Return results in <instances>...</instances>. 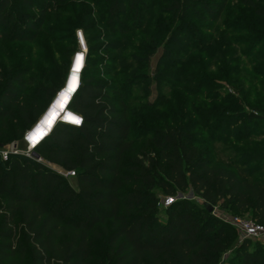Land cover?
I'll list each match as a JSON object with an SVG mask.
<instances>
[{
  "label": "trees",
  "instance_id": "16d2710c",
  "mask_svg": "<svg viewBox=\"0 0 264 264\" xmlns=\"http://www.w3.org/2000/svg\"><path fill=\"white\" fill-rule=\"evenodd\" d=\"M74 1L0 0V43H33L43 31L69 34L61 7ZM229 1L167 0L165 12L179 15L180 23L188 18L217 23ZM261 1L240 0L264 18ZM131 9L142 18L152 14L138 0H114L99 17L100 32L85 36L87 58L102 50L124 51L128 30L122 20ZM196 43L185 24L171 28L153 73L159 91L165 79L177 80L165 69L182 65ZM87 58L69 104L82 124L59 123L46 140L54 149L45 159L75 172L76 188L42 163L12 154L0 158V264H264L263 242L236 241L235 228L206 207L220 205L264 225V155L233 151L223 157L218 149L206 154L182 128L149 132L155 156L137 154L132 118L142 114L96 82L95 62ZM120 64L128 66L124 58ZM70 68L56 61L37 85L24 70L0 69V139L19 140L32 129ZM187 82L196 96L203 84L193 90L195 81L182 83ZM238 125V118L227 117L219 130L224 138L241 139ZM156 186L170 198L191 189L204 207L177 200L163 219Z\"/></svg>",
  "mask_w": 264,
  "mask_h": 264
},
{
  "label": "rangeland",
  "instance_id": "374dc122",
  "mask_svg": "<svg viewBox=\"0 0 264 264\" xmlns=\"http://www.w3.org/2000/svg\"><path fill=\"white\" fill-rule=\"evenodd\" d=\"M138 1L140 7L152 14L142 18L131 9L122 20L124 28L128 30L127 35L122 37L125 42L123 52L102 50L86 57L88 48L85 36L100 32L99 17L114 0H77L61 7L62 22L69 28V34L49 35L43 31L33 43L1 42L0 69L24 70L29 73L27 79L37 85L56 61L66 62L69 68L76 55L84 54L87 61L95 62L93 72L96 82L110 86L115 96L124 99L133 110L142 114L132 118L133 148L137 154L145 152L155 156L154 147L147 139V136H151L149 132L182 128L193 138L199 150L206 154L218 149L223 157L233 151H254L264 155V18L258 17L252 9L243 7L240 0H230L225 14L217 23L193 18L180 23L179 15L171 16L165 12L167 0ZM258 4L264 7V1ZM89 11L95 15L86 17ZM177 24H185L193 32L197 43L189 59L182 65L165 69L173 73L177 80L165 79L163 89L159 91L153 73L162 57L164 42L171 28ZM89 25L92 28L86 31L85 26ZM225 33L228 40L224 39ZM154 47L157 48L156 52L153 51ZM63 51L68 52V58H61ZM121 58L126 60L127 67L121 66ZM68 76L67 71L58 93L64 89ZM186 79L195 81L193 90L203 84L196 96L190 95L191 84L182 83ZM56 105L65 106L63 95ZM253 114L263 119L258 120ZM227 117L239 119L238 126L243 128L239 135L241 139L223 137L219 126L221 120ZM30 130L19 140L0 139V158L6 160L5 153L8 156H22L42 163L57 173L64 172L62 167L50 164L45 159V155L54 149L47 141L37 150H27L26 135ZM66 180L76 188V179ZM155 192L159 197L163 219L167 208L177 200L185 199L204 207L203 201L191 189L178 192L174 198L165 195L158 186ZM213 208L211 214L227 223L234 217L248 218V215L236 214L220 205ZM235 230L236 241H241L240 231ZM251 242L253 246L255 241Z\"/></svg>",
  "mask_w": 264,
  "mask_h": 264
},
{
  "label": "bare ground",
  "instance_id": "6f19581e",
  "mask_svg": "<svg viewBox=\"0 0 264 264\" xmlns=\"http://www.w3.org/2000/svg\"><path fill=\"white\" fill-rule=\"evenodd\" d=\"M79 57H82V60L80 61V68L79 71L76 72V64L74 66L75 70L74 73H72V76L70 77L67 86L65 87V94H62L64 97L65 101V106L61 105H56L55 109H53L47 119L44 121L43 125L34 131L29 136L28 143L31 147H39L43 142H45L48 137L52 134L54 129L59 123H63L65 125L73 126V127H78V124L74 122V119L78 118L79 120L81 119L78 115L76 114H71L67 113L69 111V104L71 102V99L73 96L77 93L80 85V74L83 71L84 64H85V58L84 56L80 55ZM77 62V59H76ZM76 74L78 77V81L76 82L75 85H73L72 77L73 75ZM70 112V111H69ZM81 121V120H80ZM80 124V123H79ZM34 137V139H33Z\"/></svg>",
  "mask_w": 264,
  "mask_h": 264
},
{
  "label": "built area",
  "instance_id": "2783aa9c",
  "mask_svg": "<svg viewBox=\"0 0 264 264\" xmlns=\"http://www.w3.org/2000/svg\"><path fill=\"white\" fill-rule=\"evenodd\" d=\"M80 37H81V35H80ZM84 50H85V48H84ZM79 56L80 55H76V57H79ZM82 56H84V58L86 59L84 54H82ZM74 70H75L74 67L70 68V71L72 73H74ZM80 82H81V74H80ZM80 120L82 121V119H80ZM28 139L29 138H26V141H28ZM35 149H36L35 147H31L27 143V150L29 152H32ZM7 158H8V154L5 153L4 159H7ZM59 173L65 178H73L75 176V172H67V171L63 172L62 171ZM229 223L233 227L237 228L240 231L242 238L264 243V225L256 223L252 220L243 219V218H239V217L232 218Z\"/></svg>",
  "mask_w": 264,
  "mask_h": 264
},
{
  "label": "water",
  "instance_id": "95a60500",
  "mask_svg": "<svg viewBox=\"0 0 264 264\" xmlns=\"http://www.w3.org/2000/svg\"><path fill=\"white\" fill-rule=\"evenodd\" d=\"M80 41H81V44H82V46H83V49L85 48V43H84V40H83V38L82 37H80ZM76 59H77V57H75L74 59H73V61H72V64H71V67H74L75 66V64H76ZM72 76V72L70 71L69 72V76H68V78H67V81H66V84H65V86H64V89H62L58 94H57V96H56V98L54 99V101H53V103L51 104V106L47 109V111L45 112V114L41 117V119L39 120V122L27 133V135H26V138H29V136L32 134V133H34V131H36L37 129H39L42 125H43V123H44V121L47 119V117H48V115H49V113L53 110V109H55V107H56V103L58 102V100H59V98L61 97V95L62 94H65L66 92H65V87L67 86V83H68V81H69V79H70V77ZM67 113H71V114H73V112H69V111H67L66 112V114ZM74 115V114H73ZM192 195H193V193H192ZM206 207H207V210H208V212H210V213H212L213 212V210H214V208L211 206V205H206Z\"/></svg>",
  "mask_w": 264,
  "mask_h": 264
},
{
  "label": "snow or ice",
  "instance_id": "6c2138e0",
  "mask_svg": "<svg viewBox=\"0 0 264 264\" xmlns=\"http://www.w3.org/2000/svg\"><path fill=\"white\" fill-rule=\"evenodd\" d=\"M81 60H82V57H77V62H76V72L79 71V68H80V61H81ZM72 81H73V85H75L76 82L78 81V77H77L76 74L73 75V77H72ZM74 122L77 123V124H79L81 121H80L78 118H76V119H74ZM33 139H34V137H33Z\"/></svg>",
  "mask_w": 264,
  "mask_h": 264
}]
</instances>
